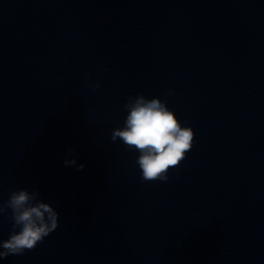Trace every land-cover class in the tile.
Wrapping results in <instances>:
<instances>
[{
	"label": "water",
	"instance_id": "obj_1",
	"mask_svg": "<svg viewBox=\"0 0 264 264\" xmlns=\"http://www.w3.org/2000/svg\"><path fill=\"white\" fill-rule=\"evenodd\" d=\"M138 95L194 131L167 182L111 139ZM13 190L58 227L0 264H264V0H0V201Z\"/></svg>",
	"mask_w": 264,
	"mask_h": 264
},
{
	"label": "clouds",
	"instance_id": "obj_2",
	"mask_svg": "<svg viewBox=\"0 0 264 264\" xmlns=\"http://www.w3.org/2000/svg\"><path fill=\"white\" fill-rule=\"evenodd\" d=\"M89 87L95 90L100 84L95 82ZM125 109L124 126L115 128L111 139H119L129 149L139 153L136 163L143 181L167 182L169 171L178 169L192 149L193 129L182 126L166 102L159 98L147 99L143 95L129 97ZM67 151L69 155L74 152L72 148ZM63 163L65 166H76L77 171L85 167L83 163L76 165L75 158L70 160L66 157ZM8 210H11L13 231L7 240H0V258L33 250L58 227V212L39 199L38 190L11 191L7 201H0V216ZM17 228L19 231H16Z\"/></svg>",
	"mask_w": 264,
	"mask_h": 264
}]
</instances>
